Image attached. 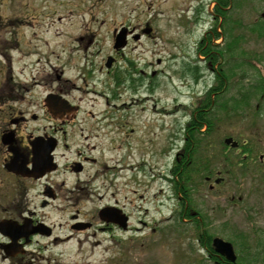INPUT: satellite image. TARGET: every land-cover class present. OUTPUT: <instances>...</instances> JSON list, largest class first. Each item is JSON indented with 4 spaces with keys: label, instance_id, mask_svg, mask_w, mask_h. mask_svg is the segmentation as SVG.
Returning <instances> with one entry per match:
<instances>
[{
    "label": "rangeland",
    "instance_id": "374dc122",
    "mask_svg": "<svg viewBox=\"0 0 264 264\" xmlns=\"http://www.w3.org/2000/svg\"><path fill=\"white\" fill-rule=\"evenodd\" d=\"M213 5L210 0H0V52H4V61H15L17 56L19 61H98L112 50L115 29L147 25L152 36L129 41L118 61H147V70H157L156 79L160 81L157 92L148 94L146 103H140L145 110L142 119L147 120L146 125H139L140 133L143 135L146 127L155 124L148 129L152 131L148 134L151 139L143 143L144 163L152 167L148 173L157 175L148 190L149 201L143 204L147 207V224L132 221L131 230H116L114 235L99 230L93 234L92 229L76 231L52 242L31 264H213L204 244L196 240L200 234L202 239L208 234L231 241L241 258L242 249L263 245L256 242L264 239V102L261 104L254 96L251 106L243 111L241 107L239 114H220L214 131L205 135L204 142L211 152L207 164L212 167L211 178L202 179V171L191 178V198L180 199L179 207L180 193L171 194L178 165H173V156L176 151L183 152L182 138L193 102L214 82L211 68L196 52L197 41L212 25ZM232 15L237 23L234 32L241 38L238 51L246 53L255 68L250 67V78L246 79L240 76V69L234 68L227 79L225 96L256 82L255 74L264 76V26L250 31L238 24L239 20L249 25L264 24V0H235ZM78 35L84 40L75 49L73 38ZM88 38L91 42L84 49ZM226 136L249 145L253 154L244 156L239 149L225 146L222 139ZM154 140H158L156 148L163 149L162 159L156 164L152 161ZM215 177H221L218 184H214ZM209 184H213L212 189ZM101 196V192L91 194L82 206L83 212L95 211L105 201ZM182 203L189 206L191 216L174 229V218H180ZM48 214L52 221L63 222L59 212L52 209ZM132 217L134 220L135 214ZM68 233L63 223L56 229L59 237ZM262 248L255 259L264 254ZM0 264L11 263L0 257Z\"/></svg>",
    "mask_w": 264,
    "mask_h": 264
},
{
    "label": "flooded vegetation",
    "instance_id": "af4514ba",
    "mask_svg": "<svg viewBox=\"0 0 264 264\" xmlns=\"http://www.w3.org/2000/svg\"><path fill=\"white\" fill-rule=\"evenodd\" d=\"M145 35L143 27L134 26L126 47ZM83 40L73 38L75 49ZM121 54L112 48L98 61H19L18 56L4 61L0 52V257L11 264H31L52 242L76 231L114 235L131 230L132 221L147 224L143 204L157 175L148 173L152 167L144 163L143 143L155 124L140 133L139 125L147 124L140 103L157 92L160 81L157 70H147V61H118ZM109 55L113 61H106ZM182 140L174 166L191 132ZM157 144L154 140L155 164L163 154ZM99 192L105 201L84 213V202ZM104 207L107 215L100 213ZM52 209L63 222L50 219ZM117 214L126 229L118 226ZM62 223L69 233L59 237Z\"/></svg>",
    "mask_w": 264,
    "mask_h": 264
},
{
    "label": "trees",
    "instance_id": "16d2710c",
    "mask_svg": "<svg viewBox=\"0 0 264 264\" xmlns=\"http://www.w3.org/2000/svg\"><path fill=\"white\" fill-rule=\"evenodd\" d=\"M210 2L214 4L211 10L212 25L197 41L196 52L203 59L204 64L209 69L211 68L214 82L202 93V96L193 102L194 108L191 111L187 126L188 132H191V142L185 143L183 156L180 157V163H178L174 171V175L177 178L175 179L174 177L171 181L174 193L183 194L181 200L186 198L189 200L190 192L194 185V179L191 181V178L198 176L201 171L203 172L202 179L211 177L213 173L211 165L207 166V164H210L208 160L211 157L208 158V156L211 155V152H209L204 138L208 132L211 131L210 133H212L214 131L216 123L221 120L220 114L225 113L228 117L230 112L239 114L241 107H244L241 109L243 111L246 109L245 107L251 106L253 96L260 103L264 102V76L259 73L255 74L257 76L256 82L246 83L245 86H242L243 89L238 88L236 94L225 96L227 79L234 73L233 69H240L242 73L240 76L246 79L250 78L248 74L250 67L253 65L251 64L252 62H248L246 53L240 54L238 51V48H241L242 45L240 43V33H235L233 29L234 25H237L232 15L235 0H210ZM239 21L238 24L250 31L262 30L264 26V24L249 25L241 20ZM218 39L220 40L219 42ZM253 67L255 68V66ZM238 94L239 96H237ZM238 149L244 156L245 153L247 155L253 154V148L249 145H244V143L240 144ZM189 152H191V165H189ZM244 161H246L245 158ZM182 204L184 205V203ZM189 209L188 205L187 208L183 206L180 213L185 216H191ZM196 240L204 244L205 251L212 261L219 264H227L222 259L223 257L217 256L211 247L210 235L207 234L202 239V234H200L198 237L196 236ZM259 242L263 243L261 246L264 248V239L258 240L256 244ZM261 246L260 244L257 247L254 246L253 250L249 248L252 251L250 252L249 250L243 257L252 263V261L257 259L255 257L259 253V247Z\"/></svg>",
    "mask_w": 264,
    "mask_h": 264
},
{
    "label": "water",
    "instance_id": "95a60500",
    "mask_svg": "<svg viewBox=\"0 0 264 264\" xmlns=\"http://www.w3.org/2000/svg\"><path fill=\"white\" fill-rule=\"evenodd\" d=\"M126 30H127V28L123 26L116 33L114 44H113L115 49H119L126 44V38H125ZM150 30H151V28L147 27L143 31L148 33ZM106 61H111V57H108ZM224 143L229 144L232 147L237 146V141L233 140V138L231 136L225 137ZM215 181L217 182L218 179H216ZM100 212L107 213L106 209H102V210H100ZM212 246L214 247V250L217 253L223 255L228 261H230V262L235 261L236 255L234 253L232 244L229 241L224 240L221 237L215 236L212 238Z\"/></svg>",
    "mask_w": 264,
    "mask_h": 264
},
{
    "label": "bare ground",
    "instance_id": "6f19581e",
    "mask_svg": "<svg viewBox=\"0 0 264 264\" xmlns=\"http://www.w3.org/2000/svg\"><path fill=\"white\" fill-rule=\"evenodd\" d=\"M224 261L226 260V258L223 256V258H222ZM215 264H219V263H215Z\"/></svg>",
    "mask_w": 264,
    "mask_h": 264
}]
</instances>
